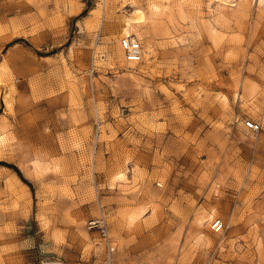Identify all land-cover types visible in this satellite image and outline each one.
I'll return each mask as SVG.
<instances>
[{
	"label": "rangeland",
	"instance_id": "obj_1",
	"mask_svg": "<svg viewBox=\"0 0 264 264\" xmlns=\"http://www.w3.org/2000/svg\"><path fill=\"white\" fill-rule=\"evenodd\" d=\"M0 66V264H264V0H0Z\"/></svg>",
	"mask_w": 264,
	"mask_h": 264
},
{
	"label": "built area",
	"instance_id": "obj_2",
	"mask_svg": "<svg viewBox=\"0 0 264 264\" xmlns=\"http://www.w3.org/2000/svg\"><path fill=\"white\" fill-rule=\"evenodd\" d=\"M119 46L122 50L123 57L127 63H133L137 64L140 63L142 60L143 52H142V46L140 42L132 37H124L119 41ZM246 127L251 132H257L259 130V126L253 122H247ZM223 226V223L220 220H214L211 223V230H213L215 233L221 231ZM89 229L90 230H97L99 233L100 238L104 242V245L106 246V249L108 250V255L110 257L108 264H111V256L114 252V247H112L109 236H108V230L105 223V220H97L92 221L89 223Z\"/></svg>",
	"mask_w": 264,
	"mask_h": 264
},
{
	"label": "bare ground",
	"instance_id": "obj_3",
	"mask_svg": "<svg viewBox=\"0 0 264 264\" xmlns=\"http://www.w3.org/2000/svg\"><path fill=\"white\" fill-rule=\"evenodd\" d=\"M134 16L135 17L126 20V22L124 23V26H123V28L120 31L121 36H123L122 38H124V37H132L130 32L133 31V29L135 28L136 25H139V24L142 23L143 15L140 12H137L136 14H134ZM132 38H134V37H132Z\"/></svg>",
	"mask_w": 264,
	"mask_h": 264
},
{
	"label": "trees",
	"instance_id": "obj_4",
	"mask_svg": "<svg viewBox=\"0 0 264 264\" xmlns=\"http://www.w3.org/2000/svg\"><path fill=\"white\" fill-rule=\"evenodd\" d=\"M6 166H7L8 168L12 169V170L15 172V174H16L17 176H20L19 173L16 171V169H15L14 167L9 166V165H6ZM20 180H21L22 183L26 184L28 187L30 186L29 183H27L26 181H24V180H22V179H20Z\"/></svg>",
	"mask_w": 264,
	"mask_h": 264
},
{
	"label": "crops",
	"instance_id": "obj_5",
	"mask_svg": "<svg viewBox=\"0 0 264 264\" xmlns=\"http://www.w3.org/2000/svg\"><path fill=\"white\" fill-rule=\"evenodd\" d=\"M2 69H3V67H2V66H0V74H1V72H2Z\"/></svg>",
	"mask_w": 264,
	"mask_h": 264
}]
</instances>
